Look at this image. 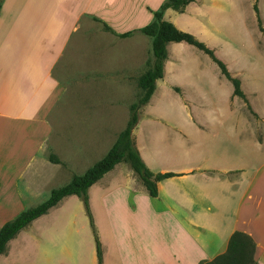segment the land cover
<instances>
[{"label": "crops", "instance_id": "crops-1", "mask_svg": "<svg viewBox=\"0 0 264 264\" xmlns=\"http://www.w3.org/2000/svg\"><path fill=\"white\" fill-rule=\"evenodd\" d=\"M162 1H0V225L45 199L51 188L68 181L72 174L82 172L78 166L86 143L72 134L70 120L63 117L71 101L58 107L57 103L67 92L72 93L69 100L85 93V97L100 92L117 94L110 98H118L119 92L133 93L130 83L144 68L134 73L126 69L128 60L103 58L100 52L103 46L114 48L119 40L137 37L139 42H150L136 29L152 19ZM235 1L192 0L180 12L166 8L163 17L191 31L180 17L194 21V16L203 15L206 2L214 12H237ZM219 2L222 9L216 7ZM252 3L264 30V0ZM103 23L114 33L105 30ZM130 30L135 31L124 37L116 35ZM104 35L110 42L103 43ZM72 84H78L77 90ZM170 85L183 95L180 86ZM83 104L82 122L92 123L90 114H96L95 110L87 102ZM254 112L262 123L264 113ZM102 118L104 115L98 121ZM208 143L204 150L194 146L192 155H185L184 149L135 145L151 171L177 173L156 182L155 196L146 192L127 166L115 174H111L112 167L88 186L101 264H200L222 252L234 230L251 236L253 259L264 264V128L259 139L248 128L245 138L236 142L237 151H232L226 138ZM50 152L58 162L49 160ZM76 197L63 196L19 229L6 242L0 261L96 264L87 230L82 232L74 213L66 211L65 205ZM79 237L86 242L81 244Z\"/></svg>", "mask_w": 264, "mask_h": 264}, {"label": "rangeland", "instance_id": "rangeland-1", "mask_svg": "<svg viewBox=\"0 0 264 264\" xmlns=\"http://www.w3.org/2000/svg\"><path fill=\"white\" fill-rule=\"evenodd\" d=\"M252 2L253 0H236L234 6L237 7V12L232 9L230 14L214 12L206 2L202 16H194V21L185 17H180L179 20L191 30L185 31L203 41L225 63L229 73L239 78L240 87L251 109L263 114L264 30H260L257 25ZM217 5L221 9L224 7L222 2ZM261 5L263 9V3ZM260 26L262 27L261 21ZM103 37L104 44L110 42L107 35ZM136 38L119 40L114 48L103 46L104 50L100 54L104 55L103 58H108L109 55L115 59L119 57L128 60L126 69L137 73L145 68V61L151 57V52L150 42L146 39L139 42ZM169 44L164 74L156 80L149 101L139 108V119L132 130L135 145L145 146V149H184L187 150L185 155H192L194 146L204 150L211 140L221 141L223 138L230 140L232 151H237L236 142L245 138L248 128L259 139L264 120L261 123L241 98L230 95V81L219 72L208 55L185 42ZM169 84L180 86L183 95L172 89L175 85H170L171 88ZM71 86L75 87L76 84ZM130 86L134 92H119L118 98L115 97L116 93L109 92L88 94L86 97V93H82V98H79L80 93L76 91L79 99L69 100L72 93L67 92L57 103L58 107L71 101L70 110L63 117L65 121L70 120L68 127L72 129V134L86 143V152L81 156L78 166L80 172L103 155L124 126L128 105L139 91L135 80ZM109 95L115 96L110 98ZM84 102L93 106L89 108L96 113L90 114L93 122L89 124L82 122L85 117ZM103 103L107 105L104 106ZM103 115L104 118L98 121ZM54 117V114L50 116L51 119ZM63 133L65 132L62 131ZM60 137L62 139V135ZM125 166V162H118L111 169V174L125 169ZM65 207L66 211L74 213L78 228L82 232L83 228L87 230L93 248L91 229L80 199L76 197V201H69ZM79 240L81 244L86 242L82 237ZM0 264L4 262L0 261Z\"/></svg>", "mask_w": 264, "mask_h": 264}, {"label": "trees", "instance_id": "trees-1", "mask_svg": "<svg viewBox=\"0 0 264 264\" xmlns=\"http://www.w3.org/2000/svg\"><path fill=\"white\" fill-rule=\"evenodd\" d=\"M189 1L192 0H163L158 8L153 10L152 19L136 29V31L149 37L151 57L146 59L145 68L135 78L139 91L135 99L128 105V116L124 126L118 131L115 139L100 158L91 163L81 173L72 174L68 181L51 188L49 195L45 199L19 211L12 218L4 221L0 225V253L4 251L6 242L19 229L25 227L33 218L45 213L63 196L75 194L82 203L87 222L91 229L96 264H101V245L89 209L87 196L88 186L118 162H125L127 164L150 196H155L157 193V181L177 174L173 171H151L140 157L132 136V130L138 121L139 108L148 102L155 88V81L163 74V64L167 56L166 44L168 42L184 41L207 54L217 65L219 72L230 81L232 86L230 95L241 98L249 111L255 114L240 87L239 78L229 73L225 63L214 54L213 50L192 33L176 27L171 21L163 17V11L166 8L180 12ZM252 8L255 13L257 25L262 30L263 28L260 26V17L255 3L252 4ZM103 28L114 33L104 23ZM133 31L135 30L117 33L116 35L124 37ZM174 89L175 91L179 90L176 86H174ZM49 160L52 162L59 161L51 152L49 153ZM253 252L254 241L251 236L240 230H234L229 234L225 249L222 252L208 260H201L199 263L258 264L253 259Z\"/></svg>", "mask_w": 264, "mask_h": 264}]
</instances>
